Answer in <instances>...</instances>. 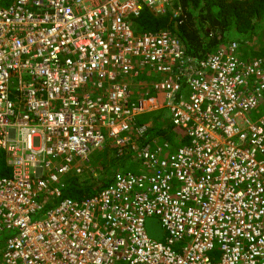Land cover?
<instances>
[{"label":"built area","instance_id":"obj_1","mask_svg":"<svg viewBox=\"0 0 264 264\" xmlns=\"http://www.w3.org/2000/svg\"><path fill=\"white\" fill-rule=\"evenodd\" d=\"M180 1L0 0V264H264V59L135 32L144 7L183 18ZM144 69L189 137L169 155L136 122L157 103L131 91ZM110 140L138 170L65 196Z\"/></svg>","mask_w":264,"mask_h":264},{"label":"trees","instance_id":"obj_2","mask_svg":"<svg viewBox=\"0 0 264 264\" xmlns=\"http://www.w3.org/2000/svg\"><path fill=\"white\" fill-rule=\"evenodd\" d=\"M180 2L184 10L181 19L180 16L173 17L171 8L158 13L149 7H144L139 16L130 18L131 25L136 33L170 30L184 42L187 54L198 59L205 58L221 45H227L232 41L239 44L238 50L242 52L240 55L242 59L250 61L264 59V33L260 32L264 28V0H181ZM258 38L261 41L257 42ZM261 106L264 108V98ZM138 123L148 126L149 131L146 133L148 138L159 135L163 140L168 141L164 137L167 138V135L173 133L169 142L178 143L176 148L189 142L186 131L171 123H169L171 127L167 126L171 131L163 133L164 127L162 128L161 125L165 123L154 114L147 113L141 116ZM176 148L172 145V149ZM129 152L119 155L117 148L109 144L106 149L100 150V155L96 159L103 161L100 169L106 167V171L109 163H114L113 167L120 161L123 164H137L133 159L129 160L136 151L132 149ZM10 173L11 168L7 164L6 155L1 151L0 177L9 176ZM110 176L108 171L102 172L99 177L89 176L83 181L71 178L65 184L64 195L75 199L93 195L99 188L108 184ZM175 246L178 248L177 244Z\"/></svg>","mask_w":264,"mask_h":264},{"label":"rangeland","instance_id":"obj_3","mask_svg":"<svg viewBox=\"0 0 264 264\" xmlns=\"http://www.w3.org/2000/svg\"><path fill=\"white\" fill-rule=\"evenodd\" d=\"M260 32L264 33V28L261 29ZM256 41L259 42L261 40L258 38V39H256ZM239 54L242 55V53L240 51H239ZM150 75H152V74H150ZM133 82H134V85H132V87H131V91H132L133 94L140 95V92L145 93V92H147L149 90L147 88L148 83L146 84V88L144 89L142 85H140L139 87L136 86V83H137L136 79L133 78ZM151 83H152V81H151ZM152 92L157 97V103L156 104L155 103L154 104H149L148 107H151L153 110L152 111H146V112L143 113V115H145V113L146 114L147 113H155L156 115H158L161 118V120L165 123L164 125L163 124L161 125L162 128L164 127L162 132L163 133H165V132L169 133V131H171L170 128L167 129V125L169 127H171V124H169V123H171L170 122L169 108L165 106V102H162L159 99L158 94L156 93L157 90L154 88V86H153ZM161 93H163V92H161ZM263 112H264V110H263ZM172 134L173 133H171L170 135H167V138L164 137L168 141L163 140L162 138L158 141V143L161 146L164 147V154L165 155H169V153H171V152H173V151H175L177 149L176 147L178 146V143L169 142V141H171ZM182 135H184V133H182ZM157 136L160 137L159 135H157ZM157 136H155V138H157ZM109 144L114 145V143L110 140L102 148L95 149L91 153L90 162L88 164L84 165V169L82 170V172L81 173H76V172L72 171L67 176L69 179L67 178L68 180L65 183H68L71 178H77L79 181H83L85 178H87L89 176L99 177L102 172H105V173L108 172V171L112 172L116 168L118 163L116 164L115 167H113L114 163L113 164L109 163L108 164V170L106 171V167L104 169H100V166L101 167L103 166V161L96 159L97 156L100 155L99 154L100 150L106 149V146L109 145ZM166 144H167V146H166ZM181 144H183V143H181ZM172 145H173V148H176V149H172ZM126 151H130V149H127ZM109 157H112V156H109ZM119 168H121L122 170H133V171H137L138 170L136 164H128V165H125V166H119ZM99 172H101V173L99 174ZM146 231H147V234H148V236L150 238H152L154 240H158V241H163V242L166 241L167 232H166L165 228L162 226V223L160 222V220L157 217L148 218L147 223H146Z\"/></svg>","mask_w":264,"mask_h":264},{"label":"crops","instance_id":"obj_4","mask_svg":"<svg viewBox=\"0 0 264 264\" xmlns=\"http://www.w3.org/2000/svg\"><path fill=\"white\" fill-rule=\"evenodd\" d=\"M218 48H219V47H218ZM241 53H242V52H241ZM144 70H145V71H144V74H143L142 76H140L141 79L136 78L135 76L132 77V78H134V79L137 80V86L142 85L144 89L146 88V84L148 83L147 88H148L149 90H148L147 92H149V94L152 95V94H153V92H152V90H153L152 84H153V83H151V81L153 82L155 79L157 80L158 77H159V75H154V74H153L150 70H148V69H144ZM150 74H152V75H150ZM138 79H139V80H138ZM150 92H152V93H150ZM156 93L158 94L159 99H160L162 102H165V94H163V93H161V92H159V91H157ZM159 93H160V94H159ZM149 114H154L155 116H158V115H156L155 113H149ZM141 116H143V115H139V116L136 117V122H137L138 125H140V124L138 123V119H139ZM151 119H152V118H151ZM160 120H161V118H160ZM161 121H162V120H161ZM166 125H167V124H166ZM167 126H168V125H167ZM148 131H149V129H148ZM148 131H147V132H148ZM156 136H157V135H156ZM153 138L156 139L157 141H159V140L161 139V136H160V137L157 136V138H155V136H153Z\"/></svg>","mask_w":264,"mask_h":264},{"label":"clouds","instance_id":"obj_5","mask_svg":"<svg viewBox=\"0 0 264 264\" xmlns=\"http://www.w3.org/2000/svg\"><path fill=\"white\" fill-rule=\"evenodd\" d=\"M143 33H145V32H143ZM140 34V33H139ZM153 83V82H152ZM115 146V145H114ZM116 147V146H115ZM117 150H118V148H117ZM121 162V161H120ZM122 166V165H121ZM11 174V173H10Z\"/></svg>","mask_w":264,"mask_h":264}]
</instances>
